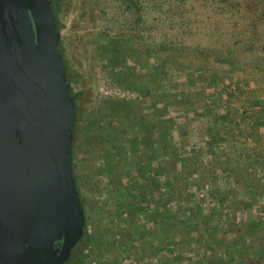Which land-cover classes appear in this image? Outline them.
Wrapping results in <instances>:
<instances>
[{"label": "rangeland", "instance_id": "obj_1", "mask_svg": "<svg viewBox=\"0 0 264 264\" xmlns=\"http://www.w3.org/2000/svg\"><path fill=\"white\" fill-rule=\"evenodd\" d=\"M130 1L132 7L128 5ZM147 1H149L150 10L146 8ZM199 2V0L188 2L187 11L196 13L197 18L202 19L206 17L207 12L206 7H199ZM154 3L155 0H61L58 11L59 40H61L67 65L73 73H77L71 86L75 92L81 90L80 99L78 98L77 101L84 107L85 118L83 119L88 117L96 119L100 116V112L105 111L104 120H108L110 129L118 135L121 134V137L129 130H133L135 134L140 132L138 122L144 117L149 122L147 127L150 131H157L163 124H168L164 123L160 116V113H166L163 117L171 120L167 129L171 137V145L177 152L178 164L174 166L172 163H165L168 170L162 173L157 167V164L160 165L162 162L159 160L160 157L155 161L149 160L148 155L149 150H153L155 155H152V158L155 159L157 153H162V149L158 148L156 138L153 137V140H150L151 143L147 149L143 142L129 140L121 147L122 155L129 163L119 171V173H126L124 184L135 185L148 192L152 186L151 188L143 186L144 166H147L150 184L152 181L160 182L168 179L171 171L182 170L183 164L186 169L182 172L188 173L187 190L189 192L192 190V197L199 203L200 209L205 213L219 212L221 223L218 225L226 222L223 228H227L230 222L231 231L223 233L222 226L216 229L214 226L210 228L212 232H216L214 241H220L221 246L210 244L209 248L208 245L197 248L188 245L186 253L178 250L179 252L176 251L174 254L170 252L172 246L167 245L166 248H160L158 252L151 253L158 245L154 238L157 231L151 222H145L142 229L147 233V238L153 241L151 242L152 247H147L146 251L140 252V247L134 241L135 231L131 230L124 237L118 225L116 227L111 224V221L115 224L122 223V219L127 216L125 201L122 196L121 198L117 196L119 187L116 181L115 184L113 183L114 180L107 172L103 157L104 149L86 150L87 139H85V132L81 129L85 125L90 126L92 120L88 122L84 120L85 123L77 125L82 134L77 129L73 162L85 203L86 229L92 242L91 245L82 249L81 264H164L167 259L160 254L162 250L168 253V258L175 259L177 264H193L197 259L192 260V257H197V255L200 257L202 254L215 255L216 259H222L223 262L239 264L238 259L243 257L239 251L240 244H259L261 248L264 247V151L258 147L253 152L247 148L248 146H245L246 149L239 150L231 145H223L222 142L218 143L220 147L218 148L215 142H218L219 134H209V130L211 127L214 128L215 124L211 123L209 127L210 123L206 120L204 123L203 119L194 112L178 105L173 108L170 105L165 106L155 97L159 89L164 92L178 91L185 93L184 96L194 89L198 91L204 89L208 103L213 99L216 100L217 97L223 100L226 92L231 90L232 83L240 81L241 76L251 69V66H245L244 63L249 60V57L244 58L245 60L240 58L237 70L230 68L223 72L218 66L220 70L217 72L218 75L212 76L209 72L202 74L205 63L201 61L200 52L195 53L191 50L183 61L173 60L171 51L160 49L156 45H159V40L161 41L165 35L178 37L179 34L173 26L160 21L159 13L153 7ZM137 15H141L145 21L135 22ZM212 20L213 23L209 24H204L206 19L199 20L196 24L197 30L193 33L182 34L186 38V43L189 46L212 49L213 43L216 44L217 40L211 37V34L218 31L216 27L222 31L228 25L227 21L220 19L217 12L214 13ZM116 38L122 40L121 47L124 46L125 50L130 49L128 50L130 53L115 54L114 51L117 52L120 48L112 45L108 49V44ZM142 40L146 42L145 47L138 46ZM129 41L133 45L132 49L125 48L129 47L127 45ZM262 53L253 57L257 61L256 69L252 71L253 74L264 72V61L262 60L264 54ZM201 76L205 79V86H202ZM144 86L151 91L149 96H143L140 92L141 87ZM157 87L160 88L156 90ZM112 102L118 106L117 114H112L108 110L107 105ZM195 105L196 108L193 111H200L203 108L201 98L196 100ZM199 105L201 107H198ZM215 106L219 111L226 109V107L222 108L220 101H216ZM232 106L235 107L234 104ZM249 115L250 113L247 114ZM138 137L141 140L142 134ZM171 145L166 143L164 148ZM118 149L121 150L119 147ZM221 149H226L225 154L219 153ZM115 151L116 148H114ZM239 152L240 156H238ZM167 158L165 156L162 160ZM115 167L117 173L118 167L121 166L117 163ZM176 181V185L184 187L182 180ZM255 181L256 189L250 186ZM157 185L160 190L167 191L166 187H161V184ZM250 190L253 191L250 192ZM137 197H140L139 194ZM150 200V195L142 199L143 206L148 205ZM192 202L182 197L179 206L190 207ZM175 203L179 204L178 201H172L167 207ZM244 206L247 207L244 218L237 220L235 213ZM181 215L182 213L180 217ZM248 217H252L259 227L258 232L251 236L247 226L241 223ZM214 218H217V225L218 215ZM106 231H114L118 240L124 241L125 244L106 254L104 252L106 242L100 241L98 244V241H94L102 233L105 236ZM81 245L83 243L78 246ZM245 258L249 257L245 256ZM243 263L240 262V264Z\"/></svg>", "mask_w": 264, "mask_h": 264}, {"label": "trees", "instance_id": "obj_2", "mask_svg": "<svg viewBox=\"0 0 264 264\" xmlns=\"http://www.w3.org/2000/svg\"><path fill=\"white\" fill-rule=\"evenodd\" d=\"M51 5L52 13L55 17V25L56 29L59 32L60 31V25H59V17H58V11L61 4V0H49ZM192 0H155L154 3V9L157 10L159 13V19L162 22H167L171 27L173 26L175 29H177L178 37H169L165 35L163 39L159 40L158 48L165 49L171 51L173 54L172 58L173 60H182L185 58L189 51H193L195 53L200 52V58L201 61L205 64L209 63H219L221 69L223 72L228 71L230 68L236 69L239 65L240 58H247L249 57L248 61H244L245 66H251L248 71H246L240 78V81H236L235 84L232 83V88L230 91L226 94V101L224 105H227V107L230 109V111H235L238 113L237 117L241 118L245 115L248 109H250V106H258L262 111L264 110V93L260 95L259 89H264V74H253L252 71L256 69V60L253 59L258 54H264V0H199L200 6L206 7V17L202 19L197 18L196 13H191V11H187V5L188 2ZM244 4H246L244 6ZM129 7H132V2L130 1V4H128ZM146 8L148 10L151 9L149 6V1L146 2ZM213 10V11H211ZM190 14H188V13ZM217 12L220 15L221 20H225L228 22V25L225 29L222 31L216 27L218 31H214V33L211 34V37L216 38V44L213 43L212 49L209 50V47H202L199 48L198 46H189L186 43V38L182 34L186 33H193L196 28V24L199 22V20L203 21V19H206L204 22L209 24L213 23V15ZM212 14V16H211ZM239 14V15H238ZM139 21H145L141 15H137L135 17V22ZM215 27V26H214ZM123 42L121 39H114L112 43L108 44V49L112 46H116L120 49L115 52V54L118 55H126L130 53V49H124ZM139 47H145L146 42L142 40L140 43H138ZM129 47L125 48H133V45L131 44V41L127 43ZM57 50L59 54L61 55L63 59V65L65 69V76L66 81L69 84V90H70V96L74 103V119L71 125V132H72V142H71V151H70V158H71V166H72V172L73 176L75 178V184L77 188V192L79 195V199L82 205L83 215H84V225H83V234L79 238V240L75 243V245L72 247L70 251V257L68 258L69 264H81V258L83 256L81 255L82 249L85 247L91 245V238L87 232L86 229V219H85V203L83 201V196L81 194L79 182L76 176L75 172V165L73 162V151H74V141H75V135L77 133V125L85 123V121H91L90 126L85 125L82 131H84L85 139H87V142L85 143L86 150H102L104 149L103 157L105 159V165L107 167V172L110 175V178L115 184V181L119 187L118 189V197L121 198V196L124 198L125 206L127 210V216L124 217L121 223H114L111 221V224L113 226L118 225V227L122 230V235L126 237L131 230L136 232V236L134 238V241L137 243L136 245L140 247L141 251H146L147 247H152L151 242L153 240L147 238V233L142 229V225L145 222H151L153 226H155V229L157 231L156 236L154 237L156 241L158 242V245L156 248L153 249L152 252L156 253L160 250V248H166L167 245L172 246V251L174 254L175 252H179L178 250H181V252L186 253V246H192L197 248H202L203 246H207L208 248L211 247V245L219 244L221 246L220 241L216 242L214 241V237L216 236V232H212L210 230L211 227L218 228V226L224 227V223L221 225H218L221 223L219 217V212L212 211L210 213H205L200 209L199 203L195 201L192 197V190L188 189V173H183L182 170L186 169V166L182 164V170H173L171 171L170 177L168 179L162 180V181H152V183L149 184V177L147 175V166L143 167V186L145 188H151L148 192L143 190L142 188H138L135 185L134 186H127L124 184V181L126 179V173H119V171L125 167L128 166L129 163L125 161V157L123 154V149L121 148L123 144L129 140H133L136 142H143L145 144V148L150 145V140H153L156 138L158 148L162 149V153H157V156L152 158V155L154 156V151L149 150L148 155L150 156L149 160H157L158 157H160V165L157 164V167L160 169V172L164 173L166 172L165 163H172L174 166H176L178 163V156L177 152L175 151V148H173V145H171V137L168 133L167 127L171 124V120L166 119L164 116V113H160L161 118H163L164 123L157 131H150V128L147 127L148 121L144 118L140 119L138 122L140 132H137L136 134L133 133V130L126 131L123 134V137H121V134H116L117 132L112 131L110 129V125H108V120H104L105 111L100 112V116H98L96 119H93L92 117H88L86 119H83L85 113H83L84 107L79 104L77 99L79 96H81V90L80 91H73V87L71 86V82L77 77V73H73L69 66L67 65L66 57L64 55V50L61 47V40L57 43ZM129 50V51H128ZM209 51L210 53L207 54L206 52ZM126 53V54H125ZM117 56V55H115ZM264 60V57L262 58ZM245 60V59H244ZM258 60V59H257ZM206 71L205 69L202 70V74H204ZM252 72V74H251ZM251 81V84H249ZM201 82L202 86H205V79L203 76H201ZM235 86V87H234ZM262 86V88H261ZM157 87L156 90H158ZM140 92L143 96H149L151 94V91L147 87H141ZM189 94L184 96L185 93H179L176 92H164L160 89L158 90L156 100L159 102H162L165 106H181L186 110L192 111L195 114H197L198 111H193L195 106V101L199 98H203L205 94V90L201 89V91L194 90L191 92H188ZM194 97V98H193ZM80 99V98H79ZM221 102V100H220ZM234 104L235 107L232 105ZM108 110L112 114H117L118 106H116L115 102L108 103L107 105ZM210 108V107H208ZM233 108L235 110H233ZM160 110V109H159ZM229 111V112H230ZM207 112L208 117H212L213 119V125L216 127L217 130L224 129L228 126V121L225 117L221 116L219 117L216 110H209L206 107L205 113ZM85 118V117H84ZM80 119H82L80 121ZM79 130V129H78ZM80 131V130H79ZM142 131V133H141ZM144 131V132H143ZM81 133V131H80ZM79 134V133H78ZM82 134V133H81ZM135 134V135H134ZM142 139L139 140V135ZM237 134L234 131H231L230 137L233 139ZM82 139L83 136L81 135ZM120 139V140H119ZM116 143V145H114ZM166 143L171 145L170 147L164 148ZM118 147L121 149L119 150ZM114 148H116V151L114 152ZM113 151V152H112ZM160 154V155H158ZM117 156V157H115ZM167 156L168 158L166 160H162L163 157ZM115 161V162H114ZM147 161V160H146ZM146 161H144V164L146 165ZM114 162V163H113ZM120 164L121 167H118L117 173L115 172L116 167L115 164ZM149 164V163H148ZM164 166H163V165ZM186 172V170H185ZM114 175L115 177L113 178ZM176 180H182L184 187L181 188L179 185H176ZM136 182V180H135ZM157 184H161V187H166L167 191H162L158 188ZM256 181L253 182L250 186L251 188L256 189ZM127 187V188H126ZM141 190V192H140ZM253 190H250L252 192ZM249 192V193H250ZM248 193V194H249ZM137 194H139L140 197H137ZM147 195L151 196V200L148 202V205L143 206L142 199L144 200ZM184 197L186 200H189L190 203L192 202V205L189 206H179L181 198ZM142 198V199H141ZM172 201H178L179 204L177 205H170L168 208V204ZM246 206L243 208H240L236 211L237 220L244 218V212L246 210ZM180 213H182L180 217ZM179 214V215H177ZM218 215L219 222L216 225V219L215 216ZM249 218V219H248ZM247 220H242L241 223L245 224L248 229L249 235L256 234L259 230V227L257 226V222L254 221L252 217H248ZM237 220L235 222H237ZM245 221V222H243ZM239 222H237L238 224ZM231 223L228 222V227L223 228L222 232L226 233L229 230L231 231L229 225ZM233 224V221H232ZM236 224V223H235ZM189 235V237H187ZM187 237V238H186ZM220 240V239H218ZM95 242L98 241V244L100 241L106 242V246H104V252L107 254L110 250L117 249L119 246H122L125 244L124 241L118 240L116 237V233L114 231L105 232V236L103 233L101 236H99L98 239L94 240ZM83 243V245H80ZM135 245V244H134ZM151 250V249H149ZM239 251L242 254V258H239L238 263L244 262L243 264H264V247L261 248V246L255 245V244H247L242 243L240 244ZM238 251V253H239ZM160 254L166 258L167 260L164 262V264H177L175 259H170L167 256V252L162 250ZM171 254V253H170ZM245 256L249 257L248 259L245 258ZM192 260H196L193 262V264H230L229 261H221L216 259L215 255H206L202 254L197 255V257H192ZM252 258V259H250ZM183 264V263H182Z\"/></svg>", "mask_w": 264, "mask_h": 264}, {"label": "water", "instance_id": "obj_3", "mask_svg": "<svg viewBox=\"0 0 264 264\" xmlns=\"http://www.w3.org/2000/svg\"><path fill=\"white\" fill-rule=\"evenodd\" d=\"M49 0H0V264H67L84 215Z\"/></svg>", "mask_w": 264, "mask_h": 264}, {"label": "crops", "instance_id": "obj_4", "mask_svg": "<svg viewBox=\"0 0 264 264\" xmlns=\"http://www.w3.org/2000/svg\"><path fill=\"white\" fill-rule=\"evenodd\" d=\"M218 66L220 67L219 63H216V62L213 63L212 62L209 64H205V67H203V68L205 69L206 73L209 72L210 75L212 76V75H218L217 72L220 71ZM262 73H264V72H261L260 74H262ZM261 88H262V86H261ZM194 90H196V89H194ZM261 92L264 93V89L263 90L259 89L260 95L263 94ZM205 94H207V93H205ZM206 99H207V96H204L203 98H201V102H203V105H202L203 108L197 112V115H199L203 119L204 123H205V120H206V122H209L210 123L209 127H211V123L213 122V119H212V117H208L207 112L205 113L206 107L209 110H216L218 107L216 108L215 102L220 101V100H221V103L223 105L222 108L224 109L226 107L225 111L224 110L219 111V109H217V113H218L219 117L223 116L227 119V121L229 122L228 126L224 129L220 128L219 130H217V127H214V128L211 127L210 130H209V128L207 129V132L209 130V134L210 133H216V134L218 133L219 134L218 142L214 141L215 145L217 147L219 146L218 143L220 144V142H222L223 145L224 144H227L226 146L231 145L232 147H235L236 149H239V150L246 149L245 146H248L247 148L250 150H253V152L255 150H257L258 147H259V149L264 151V110L262 111V109H260V107H258L256 105L250 106V109L247 110V113H245V115L243 117L238 118L237 112L230 111V109L227 107V105L223 104V102L225 103V101L227 99L226 96L223 100L220 99L219 97H217L216 100L213 99L209 103L206 101ZM193 101H195V103H196L195 98L193 99ZM171 107L173 108V106H171ZM198 107H201V106L199 105ZM208 107H210V108H208ZM249 113H250V115L247 116V114H249ZM230 114H232V115H230ZM231 131H234L237 134L233 139H231V137H230ZM229 140H232V141H229ZM218 148H220V147H218ZM224 150H226V149H224ZM224 150L221 149L219 151V153L222 152V154H225ZM241 153H242V151H241ZM238 154H239L238 156L241 155L240 152ZM263 212H264V210H263Z\"/></svg>", "mask_w": 264, "mask_h": 264}, {"label": "flooded vegetation", "instance_id": "obj_5", "mask_svg": "<svg viewBox=\"0 0 264 264\" xmlns=\"http://www.w3.org/2000/svg\"><path fill=\"white\" fill-rule=\"evenodd\" d=\"M69 257H70V256H69ZM67 264H69L68 259H67Z\"/></svg>", "mask_w": 264, "mask_h": 264}]
</instances>
